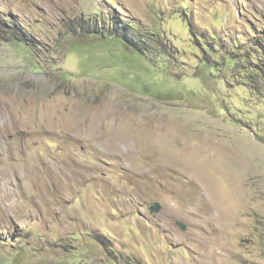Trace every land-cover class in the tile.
<instances>
[{
  "label": "rangeland",
  "instance_id": "1",
  "mask_svg": "<svg viewBox=\"0 0 264 264\" xmlns=\"http://www.w3.org/2000/svg\"><path fill=\"white\" fill-rule=\"evenodd\" d=\"M82 254L264 264V0H0V264Z\"/></svg>",
  "mask_w": 264,
  "mask_h": 264
},
{
  "label": "trees",
  "instance_id": "2",
  "mask_svg": "<svg viewBox=\"0 0 264 264\" xmlns=\"http://www.w3.org/2000/svg\"><path fill=\"white\" fill-rule=\"evenodd\" d=\"M14 28V32H13V35H14V38L17 39V41H19L20 43H22V39L20 38V33L16 30V26L13 27ZM82 37V36H81ZM14 43H17V42H14ZM84 258V254L80 255V256H77L76 259H72L71 261H69L67 264H80L81 260ZM65 264V263H64Z\"/></svg>",
  "mask_w": 264,
  "mask_h": 264
},
{
  "label": "water",
  "instance_id": "3",
  "mask_svg": "<svg viewBox=\"0 0 264 264\" xmlns=\"http://www.w3.org/2000/svg\"><path fill=\"white\" fill-rule=\"evenodd\" d=\"M161 208V205L158 202H155L151 207H150V211L151 214L153 215L154 213H157ZM177 225L182 229V230H186L187 226H185L184 223L182 222H177Z\"/></svg>",
  "mask_w": 264,
  "mask_h": 264
}]
</instances>
